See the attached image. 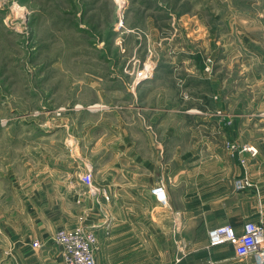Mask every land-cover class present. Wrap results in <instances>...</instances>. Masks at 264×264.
<instances>
[{
	"label": "rangeland",
	"instance_id": "1",
	"mask_svg": "<svg viewBox=\"0 0 264 264\" xmlns=\"http://www.w3.org/2000/svg\"><path fill=\"white\" fill-rule=\"evenodd\" d=\"M155 86L174 88L194 131L219 121L223 148L263 150L264 0H0V134L14 169L33 172L55 148L80 156L82 121L123 105L158 143L144 101ZM77 160L78 182L89 166Z\"/></svg>",
	"mask_w": 264,
	"mask_h": 264
},
{
	"label": "crops",
	"instance_id": "2",
	"mask_svg": "<svg viewBox=\"0 0 264 264\" xmlns=\"http://www.w3.org/2000/svg\"><path fill=\"white\" fill-rule=\"evenodd\" d=\"M173 90L155 86L144 97L158 143L143 124L126 119L132 107L94 111L90 115L98 118L83 120L84 136H75L80 156L69 149L62 155V148L42 151L30 172L14 169L12 135L0 134V264H62L54 236L81 219L97 236V264H255L238 257L235 244L209 246L208 232L224 223L239 233L248 220L264 223V149L223 148L216 141L219 121L203 118L194 131ZM78 158L92 168L96 195L77 182ZM243 177L251 184L237 191ZM160 179H169L166 211L153 193ZM174 240H181L179 250Z\"/></svg>",
	"mask_w": 264,
	"mask_h": 264
},
{
	"label": "built area",
	"instance_id": "3",
	"mask_svg": "<svg viewBox=\"0 0 264 264\" xmlns=\"http://www.w3.org/2000/svg\"><path fill=\"white\" fill-rule=\"evenodd\" d=\"M89 192L97 194L93 185L92 168L80 175ZM250 182L247 178L236 181L237 188H245ZM153 193L160 204L169 205L167 188L163 183L158 184ZM82 221V220H81ZM80 221V222H81ZM208 245L217 246L226 243L235 244L238 257H251L255 264H264V223L248 220L244 223L243 231L237 232L230 223H224L211 228L208 232ZM54 241L59 248L62 264H97L96 249L97 236L95 232L80 223L73 228H61L55 236ZM34 246L40 247L38 241Z\"/></svg>",
	"mask_w": 264,
	"mask_h": 264
}]
</instances>
